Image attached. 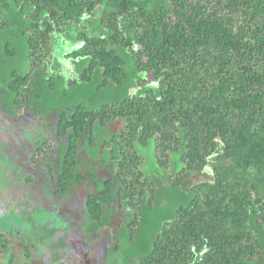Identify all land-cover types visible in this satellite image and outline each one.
<instances>
[{"label": "trees", "instance_id": "trees-1", "mask_svg": "<svg viewBox=\"0 0 264 264\" xmlns=\"http://www.w3.org/2000/svg\"><path fill=\"white\" fill-rule=\"evenodd\" d=\"M40 189L111 264H264V0H0V264Z\"/></svg>", "mask_w": 264, "mask_h": 264}, {"label": "rangeland", "instance_id": "rangeland-1", "mask_svg": "<svg viewBox=\"0 0 264 264\" xmlns=\"http://www.w3.org/2000/svg\"><path fill=\"white\" fill-rule=\"evenodd\" d=\"M99 17H100V11H97L94 14V18H99ZM91 24H94V23H91ZM88 25L87 26H83V25L82 26H78L77 28H75V31H72L73 33L75 32L74 37L76 38V41H77V39L79 37H81L83 35H85V37H87L88 39L97 38L98 37L97 29L95 27H93V26H88ZM67 44H68V46L66 47V49L71 47V46H73L72 42H67ZM64 55L67 56L69 54H64ZM147 81L149 82V81H151V79L148 78ZM44 150H45V148H44ZM55 197L58 199V201L56 202L58 210H53V213L54 214L55 213L62 214V215L65 214V216L68 215L67 214L68 213L67 208H69V207H67L68 204H66V208L64 210H62V212L60 211V207L63 204H65L63 202H65L67 200L66 197H58V196H55ZM40 198H42L43 204H46L47 201L49 200V197L44 192L41 194ZM51 200H54V197ZM81 201H82V197L80 195H78V199L75 202L72 203V201H68L69 205L73 204V208L71 210V215L70 216L68 215L66 219L62 215L60 217L55 215V218L47 217L48 212L43 210L44 217L41 218L40 221H43V223L50 224V225L54 224L53 227L57 228V232H63V234H65L64 237H68L67 235H69V237L67 238V242H72V240L68 241V239L69 238L71 239V233H73L75 231H78V233H79V235H77V237H75V238H78L82 233H85V235L88 236V234L86 233L87 223H85V222L82 223L81 222V220H82L81 206L83 205ZM53 206L55 207V204H53ZM58 212H60V213H58ZM46 219H48L50 221L44 222ZM65 226L68 227V230L65 229L66 228ZM67 231H69V232H67ZM28 232H29L28 229L25 228V236H29V235L30 236L31 235L35 236L34 234L36 232H31L30 234ZM115 232L116 231L115 230L113 231V229H112V233L115 234ZM101 236H102V234H101ZM88 238H90V241H88ZM79 241H83V242H86V241L87 242H95L96 241V242H99L100 245H98V244H90L91 246H88L87 244L86 245L83 244L86 247V249H83L84 246L81 245V243H78ZM73 244H74L75 248L73 247L74 248L73 250H71V248H69L68 251H64L65 250L64 249L63 252H61L59 254L60 258H62V256H63L62 259L63 260L65 259L67 261L69 258L72 259L74 257L73 254H74L75 250H78V251H81V252H84L85 250H91V251H94V255H92V257H93L92 260L97 261V262L100 263L101 257H102L103 254H105L104 252H105V250H106V248L108 246V242H106L102 237L98 238L95 234L89 235L85 239V241L83 239L79 238V240L78 239H77V241L75 240V242H73ZM94 245H96V247H94ZM31 252H33V250H31ZM51 252L53 253V251H51V250L42 249L40 251V253H39V257L41 258V262H39V260H38V264H44V263H46V264H60L62 262V261L60 262V259L56 260V261H54L51 257H50V259H48L49 255H51ZM71 252H73V253L71 254ZM33 254L35 255V253H33ZM23 257L24 258H28L27 256H23ZM31 257L34 258V261H35L34 264H37V258H35L34 256H31ZM70 259H69V262H70ZM77 259H81V258L78 257ZM104 260L105 259H103L102 262ZM115 261L117 262V264H121L122 263V261L120 259V256H118L115 259ZM5 262L6 261H2L3 264H6ZM17 262H19V264H21L22 262H25V260L22 258L20 261H17ZM111 262L112 261L109 259L108 261L105 262V264H111ZM77 264H80V263H77Z\"/></svg>", "mask_w": 264, "mask_h": 264}, {"label": "flooded vegetation", "instance_id": "flooded-vegetation-1", "mask_svg": "<svg viewBox=\"0 0 264 264\" xmlns=\"http://www.w3.org/2000/svg\"><path fill=\"white\" fill-rule=\"evenodd\" d=\"M42 192H44V191H41V189L37 191V193H38V195L40 197H41ZM53 204H55L54 200H52V202H48L47 204H43V210H45L46 212H48L47 217L55 218V215H57V216L60 217L62 214H57V213L54 214L53 213V210H58L57 208H55L53 206ZM68 206H69V203H68ZM65 208H66V206L63 204L60 207V211L62 212V210H64ZM72 208H73V204H70V207L67 208V210H68V213L67 214L69 216L71 215ZM58 213H60V212H58ZM68 215L65 216V214H64L62 216L66 219ZM47 221H50V220L46 219L44 222H47ZM81 222L84 223V221H82V220H81ZM65 227H66L65 229L68 230V227L67 226H65ZM67 232H69V231H67ZM62 234H63V232H57L53 236L52 240L50 241L51 246H48L50 244L49 243L45 247H43V248L40 249V250L44 249V250H51V251H53V253L51 252V255H49L48 259H50V257L54 261L60 259V262L62 261L60 264H77V263H80V264H105L106 258H107L105 256V254L102 255L101 261L99 263L97 261L92 260V258H93L92 255H94V251H91V250H85L84 252L75 250L74 251V254H73L74 257L72 259L69 258L70 259V262H69V259L67 261L65 259L63 260L62 259L63 256H62V258H60L59 254L61 252H63L64 249H65L64 251H68L69 248H71V250H73L75 248L74 247V244H73V242H75V240L77 241V239L79 240V238H81V239H83L85 241V239L89 236V235L86 236L85 233H82L78 238H75V237H77V235H79L78 231H75V232L71 233V239L70 238L68 239V241L69 240H72V242H67V238L69 237V235H67L68 237H64L65 234H63V235ZM28 238H29V236H25V231L22 230V231H19L18 234L15 236V238L12 240V247H11V250L12 251H11V255H12V258L14 259L13 260L14 261V264H19V262H17V261H20L22 258L25 260V262H22L21 264H31L32 262H35L34 261V258L31 257V256H34V257L36 256V255L33 254L34 253V250H33V252H31L32 249H30L29 251L26 250V247H27L26 245H27V239ZM98 238H100V236H98ZM59 240H61L62 243H63V247L62 248L60 246V245H62V243L59 242ZM78 243H81V245H83V244L86 245L87 244L88 246H91L90 244H98V245H100L99 242H96V241L95 242H91V243H89L87 241L86 242L79 241ZM28 246L30 248H32V246L30 244H28ZM94 247H96V245H94ZM83 249H86V247L84 246ZM55 250H60V252H58V255H55V253H54ZM72 253L73 252H71V254ZM23 256H27V257L29 256V257L28 258H24ZM78 257H80L81 259H77ZM103 259H105V260L102 262ZM32 264H34V263H32ZM44 264H46V263H44Z\"/></svg>", "mask_w": 264, "mask_h": 264}]
</instances>
